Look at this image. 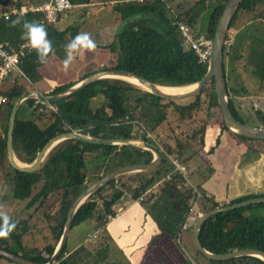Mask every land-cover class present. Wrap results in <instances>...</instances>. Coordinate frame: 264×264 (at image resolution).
<instances>
[{
  "label": "trees",
  "instance_id": "1",
  "mask_svg": "<svg viewBox=\"0 0 264 264\" xmlns=\"http://www.w3.org/2000/svg\"><path fill=\"white\" fill-rule=\"evenodd\" d=\"M69 1L74 6H85L92 2V0ZM209 1L211 2V0H184V2L181 0H100L102 3L112 4L111 10L120 20L119 30L113 43L106 47L113 57V64L109 69L132 72L163 87H187L199 82L206 73L207 64L200 63L194 51L184 44L178 24L184 23L195 34H204L213 38L217 20L228 0H212L210 5L212 8L206 17L204 31L198 32L202 25L201 22L199 26L197 25L198 15L207 9ZM16 6L19 9L23 7L21 0H18ZM8 10V1L0 0V13ZM244 13L252 14L251 21L261 20L264 18V0H244L230 24L229 31L239 15ZM18 18L20 23L13 25L12 21ZM24 21L44 25L47 38L51 41L54 49V54H49L48 58L52 55L64 58L65 45L79 32L76 26H68L61 30L54 23H45L42 13L28 12L13 15L8 20L0 17V42L7 48L16 46L18 42L26 41L22 38V23ZM229 31L226 41L229 38ZM245 37V35L243 38L236 36L231 43L229 42L230 44L226 43L223 48V68L229 106L233 115L241 122L243 121L236 113L239 105L234 102L230 92L226 60L230 55V49H234L235 53L240 51V41ZM235 59L238 60L239 56L236 55ZM43 64L40 63L35 49L27 52L19 63V71L22 76H17L9 89H3L2 93L7 98V102L0 106V180L4 179L9 187V192L16 200H29L30 204L37 196L36 194L44 200L56 194L61 196L59 212L52 228L53 243L41 251L43 254L37 260L21 256L41 264L48 262L52 256L61 238L66 216L72 203L89 186L84 164L87 152L104 149L107 151L106 156L109 157L113 152L116 154V151V155H119L117 148H120V152L123 151V158H121L119 167L147 164L152 160L151 151L142 148L128 145H96L67 139L50 149L37 172L23 173L14 169L9 161L7 150L11 110L20 96L30 93L27 86L21 83V77L33 84L38 74V68ZM257 67L256 72L262 68L261 73H255L258 74L262 88L264 58ZM107 69L108 67L103 68V70ZM71 86L73 85L57 87L50 95ZM262 89L264 90V88ZM148 96H151L153 100H150ZM190 99H192L190 102L164 100L128 81L113 78L98 80L69 98L49 105L41 104L36 99H27L21 104L15 121L14 153L19 162L31 164L52 138L69 132H77L99 139L138 138L134 134L136 130L144 128L154 132L159 125L167 120L168 110L172 109L180 121H187L200 111L204 103H207L209 114H211V123L206 124L200 130L193 131L183 140L176 137L173 144L167 142L156 144L154 141L146 139L144 134L140 137L141 140L151 145L161 146L168 156L183 164L185 153L192 149L191 142L200 137L198 140L202 145L204 132L208 125L219 124L223 130H228L221 118L213 81L204 86L197 96ZM21 109L28 111L27 119L20 117ZM138 109L139 111H137ZM134 120H138L140 124L133 123ZM134 157L137 161L134 160ZM112 170L99 175L97 179ZM168 174L171 175V178L165 180L164 178ZM134 175L137 178L135 180L137 186L133 190V199L137 200L143 196L142 205L147 209L161 232L176 239L196 201V195L192 188L182 176L173 171L171 162L163 153H161V163L157 168ZM123 176L110 181L88 197L77 210L72 228L85 221L93 220L104 229L108 217L115 216L113 206L123 196V190L114 191L107 196H102V193L107 189H114L121 182ZM157 182L160 183L157 184ZM152 187L154 188L146 194L147 190ZM197 190L201 194V198L197 200V207L201 214L219 207V204L209 199L199 187ZM252 197L254 196L238 199L231 202L230 205ZM255 206L264 207V204L219 213L207 219L202 224L199 233L203 248L213 254H226L243 249H256L264 252V217L249 218L244 215ZM14 221H16V228L9 237L0 238V248L20 257L12 252L11 248L13 245L21 244L22 234L19 232L26 224L22 220ZM195 251L201 256L198 264H264L262 260L248 256L228 261H212L206 259L197 250ZM64 253L65 248L62 255ZM0 259L5 258L0 256Z\"/></svg>",
  "mask_w": 264,
  "mask_h": 264
},
{
  "label": "crops",
  "instance_id": "2",
  "mask_svg": "<svg viewBox=\"0 0 264 264\" xmlns=\"http://www.w3.org/2000/svg\"><path fill=\"white\" fill-rule=\"evenodd\" d=\"M2 1H8L9 9L18 2V0ZM41 1L43 0H21L23 7ZM93 1L89 5L74 8L75 15L71 10L59 16L54 24L63 30L74 22L68 20L71 14L73 18L80 15L86 17V15H98L106 10L107 20L92 25L86 30L79 29V32H88L91 35L96 42V48L93 51L85 50L82 55H74L72 62L67 66L64 65L65 57L50 56L47 62L38 68L35 82L27 86L30 92L50 95L57 87L74 85L87 76L102 71L104 67L109 69L112 66L113 57L106 47L113 43L119 30L120 20L111 10L112 4L101 2L102 6H99L101 3ZM20 117L27 119L28 111L23 109ZM167 122L166 120L159 125L156 132H152L158 144L161 141L159 138L164 137L166 131L164 124ZM138 135L136 132L137 137ZM142 135L136 139H140ZM258 141L240 140L237 135L223 130L219 124L208 125L201 147H197L195 141L191 142L192 149L185 153L183 158V165L186 167L187 162L193 163V168L198 174V178L195 179L193 177L189 179L187 175V181L195 188L199 187L219 206L241 198L264 197V143ZM165 142L171 144L169 141ZM151 153L153 159L154 154ZM106 155L107 151L104 149L85 154L87 182H89L88 176L97 178L104 173ZM134 174L136 173L126 174L114 189H107L102 193V196H107L114 191L123 190V196L113 206L117 215L110 219L108 217L104 229L93 220L73 227L65 253L55 264H198L193 254L189 256L184 252L182 231L176 239L161 232L142 205L143 200L133 199V190L137 186L135 182L137 178ZM153 188L147 190L146 194ZM119 208H122L120 212H118ZM197 212L201 214L198 207ZM186 231L185 246L194 250L193 229ZM92 234H96L94 240H98V245L94 248L87 246L94 241L88 240V236Z\"/></svg>",
  "mask_w": 264,
  "mask_h": 264
},
{
  "label": "rangeland",
  "instance_id": "3",
  "mask_svg": "<svg viewBox=\"0 0 264 264\" xmlns=\"http://www.w3.org/2000/svg\"><path fill=\"white\" fill-rule=\"evenodd\" d=\"M93 2L101 3L100 0H94ZM181 2H184V0H181ZM211 2L207 9L202 14L200 13V15H198L197 25L199 26L200 22L202 24L200 25L201 28L198 32L204 31V27L206 26V17L209 10L212 8L210 6ZM99 6H102V3L99 4ZM71 12L75 15L76 10L72 9ZM72 14L68 17L69 21H74L71 26H76L78 29L86 30L92 25H97L98 23L107 20L106 18L108 13L104 10L98 15H86V17L74 16V18ZM251 16V13L239 15L236 23H233L229 31L228 41L230 43L234 40V38H236V36H242L243 38V35H245L246 37L240 41V46L237 44L241 47L238 53H235L234 49L229 50L230 55L226 60L227 74L229 76L228 81L231 88L230 92L232 99L239 105L236 109L238 117H240L245 124L264 129V90L262 89L264 88V84L261 88L258 74H255L262 72V68L257 72L255 69L258 68L257 66H259L264 58V18L259 21H251ZM228 41L227 44H230ZM236 55L239 56L238 60L235 59ZM17 76L22 75L15 73L14 76H12L13 82ZM21 78V83L29 86L27 80L24 77ZM13 82L12 84L5 86L4 89H9L13 85ZM148 97L150 100H153L151 96ZM191 100L192 99H186L184 102H190ZM22 110L23 109H21V111ZM21 111L19 115L21 114ZM167 121L168 122L164 124L166 130H164V137L159 138L161 139V141H159L160 144L163 142L165 143V141H169L173 144L176 137L183 140L187 135H191L193 131L200 130L206 124L211 123L212 119L211 114H209L208 105L207 103H204L200 111L196 112L193 115V118L187 121H180L174 115L172 109H170L168 110ZM136 132L139 135H142V133L138 130H136ZM154 132H156V130ZM238 137L240 140H249V142H251V139H245L241 136ZM198 139H200V137L197 138L195 144L197 147H201ZM258 142L264 143L260 140ZM117 149L119 150V155H116V151V154L113 152L109 157H107L106 166L103 168V170L105 169L104 173L121 165L123 151L120 152L121 149ZM134 160L137 161L135 157ZM186 167L189 179L192 177L194 179L195 177L198 178L197 171L193 168V163L187 162ZM88 177L89 182H87V185H91L96 182L97 178L93 176ZM36 195L37 196H35V199L31 202V204L29 203V200H16L9 192V187L7 183L4 182V179L0 180V211L6 212L11 220H22L26 224V226H23L19 232L22 234L21 244L13 245L11 251L20 255V257L22 256L34 260H37L43 254L41 251L45 248V246L53 243L52 228L56 222L57 213L59 212L58 207L61 200V196L58 194L48 197L47 200H44L41 196H38V194ZM244 215L249 218L264 217V207H252L249 211L245 212ZM185 232L187 231L181 232L184 252L189 256H192L193 254L195 260L199 263V260L197 259H201V256L195 251L196 249H189L185 246L184 240L187 235ZM96 245H98V240L88 243L87 246L94 248ZM0 264L15 263L5 259H0Z\"/></svg>",
  "mask_w": 264,
  "mask_h": 264
},
{
  "label": "water",
  "instance_id": "4",
  "mask_svg": "<svg viewBox=\"0 0 264 264\" xmlns=\"http://www.w3.org/2000/svg\"><path fill=\"white\" fill-rule=\"evenodd\" d=\"M244 0H228L223 8V11L220 17L217 20L213 38H212V50L209 61L206 67V73L203 78L197 82L196 84L190 85L189 90L179 93V94H167L162 92L159 88L162 86L156 85L132 72L123 71V70H113L107 69L98 71L94 74L89 75L84 80L74 84L70 88L63 90L54 95H42L38 92H30L28 94H24L20 96L15 103L13 104L9 123H8V134H7V150L8 157L12 167L23 173H34L37 172L47 153L50 149L56 144L67 140L73 139L85 143L96 144V145H128L132 147L142 148L145 150H149L153 152L154 157L151 162L147 164L141 165H132L126 166L119 169H116L93 184L89 185L72 203L67 216L66 221L64 223L63 232L58 244L55 247V250L50 257L49 261L43 264H55L59 260L62 255L64 248L66 247L70 231L72 229V222L77 210L80 208L82 204L95 193L97 190L101 189L105 185H107L110 181L126 174L138 173V172H147L154 170L161 163V152L159 148L154 145L147 143L141 139H124V138H110V139H99L92 138L89 136L82 135L77 132H69L55 136L52 138L38 153L36 159L31 164H23L19 162L15 156L14 148H13V134H14V126L16 117L18 114V110L21 104L27 99H36L38 102L44 105H49L52 103H56L58 101L69 98L74 95L78 91L87 87L88 85L102 79H121V80H135L140 88L144 91L164 100L169 101H184L186 99L193 98L197 96L201 89L206 86L209 82H214V89L217 96L218 106L221 113V118L224 126L234 135L244 137L246 139L251 140H260L264 142V129L254 127L248 124H245L233 115L228 100V92L226 86L225 73L223 68V48L226 44L227 34L230 28V24L239 8ZM264 204V197L251 198L239 203L235 204H227L226 206H219L215 209L208 211L206 213L201 214L193 225V241L195 249L200 252L206 259L212 261H228L240 257H256L264 262V252L256 249H243V250H234L232 252L226 254H213L207 251L201 245L199 239V233L202 224L209 219L210 217L224 212H229L235 209H242L246 207H250L252 205ZM0 256L5 259L14 262L16 264H41L29 261L25 258L13 255L3 249L0 248Z\"/></svg>",
  "mask_w": 264,
  "mask_h": 264
},
{
  "label": "built area",
  "instance_id": "5",
  "mask_svg": "<svg viewBox=\"0 0 264 264\" xmlns=\"http://www.w3.org/2000/svg\"><path fill=\"white\" fill-rule=\"evenodd\" d=\"M76 7L79 6L72 5L69 0H43L35 5L22 7L20 9L17 8L16 5H12L7 12L1 13L0 17L8 20L13 15L25 14L28 12L42 13L44 16V22L49 24L54 23L60 15L65 14ZM178 28L183 38L184 44L194 51L200 63L207 64L212 50V38H209L204 34H195L191 28L184 23H179ZM31 50L33 49L30 47L27 41L18 42L16 46H9L8 48L0 42V53L6 54L0 55V106L7 102V98L2 93L3 89L5 86L12 84V76H14L15 73L21 74L19 71L20 60L26 55L27 52ZM11 57H15V59L12 60L10 59ZM137 111H139V109ZM133 123L140 124L138 120H134ZM138 131L141 133L143 131L146 139H150L154 142L156 141L154 135L150 131L144 128H139ZM134 134H136V132ZM156 147L159 148L160 152L163 153L171 162L173 171L182 176L187 181V168L179 160L168 156L161 146ZM170 178L171 175L168 174L166 175L165 180H170ZM187 184L192 188L193 193H195L196 201L193 203L184 223L182 224L181 231L191 229L196 219L201 215L197 212V200L201 198V194L197 188L192 186L188 181ZM138 200L142 201L143 197H140ZM121 210L122 208H119L118 212ZM115 215H117V213H115ZM110 218L112 217H109V219ZM96 237V234L89 235L88 240L92 241Z\"/></svg>",
  "mask_w": 264,
  "mask_h": 264
},
{
  "label": "clouds",
  "instance_id": "6",
  "mask_svg": "<svg viewBox=\"0 0 264 264\" xmlns=\"http://www.w3.org/2000/svg\"><path fill=\"white\" fill-rule=\"evenodd\" d=\"M20 23L19 18L12 21L13 25ZM22 38L26 39L32 49L36 50L40 63H46L49 54H54L51 41L47 38V31L43 24L24 21L22 23ZM96 42L88 32H78L71 41L65 45L64 65L70 64L74 55H82L85 50L93 51ZM0 55H6L0 53ZM10 59L14 60L15 57ZM16 228V221L11 220L6 212L0 211V238H7Z\"/></svg>",
  "mask_w": 264,
  "mask_h": 264
},
{
  "label": "bare ground",
  "instance_id": "7",
  "mask_svg": "<svg viewBox=\"0 0 264 264\" xmlns=\"http://www.w3.org/2000/svg\"><path fill=\"white\" fill-rule=\"evenodd\" d=\"M134 85L139 86V84L135 80H126ZM162 92L167 93V94H179L183 93L187 90H189V87H160L159 88Z\"/></svg>",
  "mask_w": 264,
  "mask_h": 264
}]
</instances>
